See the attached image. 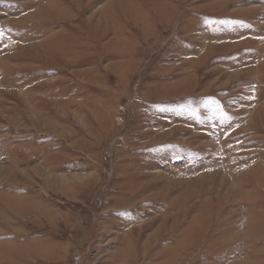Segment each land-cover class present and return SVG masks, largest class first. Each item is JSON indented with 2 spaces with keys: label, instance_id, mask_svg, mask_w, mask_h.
<instances>
[{
  "label": "rangeland",
  "instance_id": "1",
  "mask_svg": "<svg viewBox=\"0 0 264 264\" xmlns=\"http://www.w3.org/2000/svg\"><path fill=\"white\" fill-rule=\"evenodd\" d=\"M0 264H264V0H0Z\"/></svg>",
  "mask_w": 264,
  "mask_h": 264
}]
</instances>
